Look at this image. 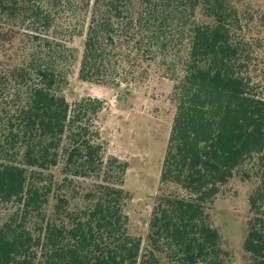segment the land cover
<instances>
[{
	"label": "trees",
	"instance_id": "obj_1",
	"mask_svg": "<svg viewBox=\"0 0 264 264\" xmlns=\"http://www.w3.org/2000/svg\"><path fill=\"white\" fill-rule=\"evenodd\" d=\"M255 20L264 29L247 0H0V204L19 212L0 224V264H224L209 211L236 182L249 187L244 262L264 264ZM67 30L83 39L82 83L129 87L143 65L174 80L145 245L123 212L127 163L103 155V101L61 93L76 58Z\"/></svg>",
	"mask_w": 264,
	"mask_h": 264
},
{
	"label": "rangeland",
	"instance_id": "obj_2",
	"mask_svg": "<svg viewBox=\"0 0 264 264\" xmlns=\"http://www.w3.org/2000/svg\"><path fill=\"white\" fill-rule=\"evenodd\" d=\"M247 1L257 10L264 9V0ZM61 12L59 16L63 17ZM259 24L260 22L255 20V30L262 34L264 29ZM69 32L70 30L65 31L64 36L76 58L66 67L61 93L69 103L82 98L103 101L104 108L95 123L99 130L103 155L105 158L113 157L127 163L122 188L127 192L128 198L123 212L127 217L128 234L141 238L142 244L145 245L175 113L172 97L174 80L166 75L164 70L145 73L142 71L145 67L143 65L141 69L136 67V72L131 76L128 75L127 79L133 77L129 87L122 83L120 88L113 90L82 83L77 79L76 59L80 57L83 39L75 35L70 37ZM254 34L256 32L253 31ZM257 66L260 74L254 78L256 82L260 81V78L264 79V56L258 60ZM118 78L125 80L126 76ZM258 87L259 92L264 93V86ZM248 191L249 187L243 184L231 183L222 200H218V206L209 211L211 221L222 237V247L228 253L224 264H245L242 243L246 227ZM11 216H19L16 207L0 204V224Z\"/></svg>",
	"mask_w": 264,
	"mask_h": 264
}]
</instances>
